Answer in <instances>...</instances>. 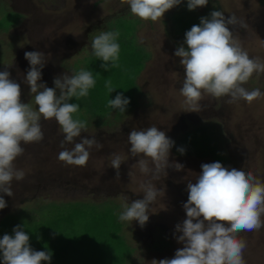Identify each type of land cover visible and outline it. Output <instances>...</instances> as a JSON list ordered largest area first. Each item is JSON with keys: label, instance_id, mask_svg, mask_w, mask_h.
I'll list each match as a JSON object with an SVG mask.
<instances>
[{"label": "rangeland", "instance_id": "1", "mask_svg": "<svg viewBox=\"0 0 264 264\" xmlns=\"http://www.w3.org/2000/svg\"><path fill=\"white\" fill-rule=\"evenodd\" d=\"M214 10L243 18L248 28L234 31L250 56L264 59V0H209L192 11L183 0L157 22L140 20L121 0H0V71L7 69L21 85V102L38 108L23 82L30 67L26 51L50 54L40 81L48 87H54L57 76L81 68L92 71L96 84L89 95L70 102L80 105L79 116L88 122L81 136L103 144L93 149L87 167L68 166L58 159L62 129L54 118H42L43 141L23 145L25 152L15 161L26 178L13 181L14 196L0 193L7 203L0 210V238L24 225L34 250L52 252L50 264H152L173 258L183 247L175 239V225L186 218L182 204L188 199L187 183L196 182L203 163L218 161L264 177V95L251 103L206 95L199 112L187 111L180 95L185 73L174 53L185 32ZM105 30L120 33L112 86L126 79L129 90L136 91L137 83L140 91L137 106L130 102L125 114L103 112L108 100L124 95L120 87L108 92V77L104 87L99 85L106 72L103 61L92 55L91 42ZM244 86L264 93V73H254ZM153 124L175 141L170 162L184 167L169 168L166 178L154 181L165 195L151 205L149 220L141 227L119 220L122 202L142 199L140 183L148 179L132 167L138 158L129 153L128 134ZM180 147L185 154L177 151ZM112 153L125 157L119 178L110 167ZM239 235L247 241L246 264H264V227Z\"/></svg>", "mask_w": 264, "mask_h": 264}, {"label": "clouds", "instance_id": "2", "mask_svg": "<svg viewBox=\"0 0 264 264\" xmlns=\"http://www.w3.org/2000/svg\"><path fill=\"white\" fill-rule=\"evenodd\" d=\"M183 0H121L127 4L132 15L142 21H159L170 9ZM209 0H187L192 11L207 6ZM223 10H214L209 16L201 17L198 25L185 32L183 44L174 55L180 58L185 79L180 89L187 111H201V101L206 95L214 98L229 97L228 103L245 100L248 103L264 93L259 88L249 90L244 85L254 73H264V59L250 56L234 29L248 28L247 22L235 13L226 17ZM229 26H232L231 28ZM118 30L101 31L93 37L91 53L103 61L101 68L109 71L118 66L120 44ZM186 45V47H185ZM29 69L24 83L34 94L32 103L21 102V85L11 78L5 69L0 71V193L14 196L13 181H23L27 173L15 166V161L25 152L23 145L39 143L44 139L41 119H55L64 134L58 159L68 166L87 167L93 149L103 147L95 137H82L88 122L79 116L80 105L70 102L87 97L96 84L93 72L81 68L73 74L57 76L54 87L41 83L42 69L50 54L42 51H26ZM108 92L114 91L111 80L105 82ZM130 99L123 93L108 101V107L125 114ZM79 138V142H77ZM129 153L136 159L133 168L148 177L140 183L142 199L130 204L122 202L119 213L121 222L136 221L143 227L149 220V209L164 189L154 181L166 178L167 169L176 171L183 165L169 160L175 141L156 125L133 128L128 134ZM71 145V147H68ZM185 154V149H177ZM125 157L112 153L110 167L116 170L117 178ZM196 182L189 181L186 191L187 202L182 204L186 218L175 225V236L182 248H178L171 259L153 260L152 264H246L244 257L247 241L241 232L258 231L264 227V177L252 171L226 167L220 162L203 163ZM131 176V171L129 172ZM7 207L0 195V210ZM24 225L13 228V234L0 238V260L2 264H42L51 262L52 252L37 251L31 247L30 236Z\"/></svg>", "mask_w": 264, "mask_h": 264}, {"label": "trees", "instance_id": "3", "mask_svg": "<svg viewBox=\"0 0 264 264\" xmlns=\"http://www.w3.org/2000/svg\"><path fill=\"white\" fill-rule=\"evenodd\" d=\"M119 14H123L122 12L121 13H119ZM140 43V42H139ZM142 44V43H141ZM143 45V44H142ZM150 56H151V54H150ZM106 72V74L104 75V77L102 78V80L99 82V85L100 86H102V87H104V81H103V79H105L106 77H108V79L109 80H111V79H113V76L112 75H115V73L114 72H112L111 71V69L109 70V71H105ZM95 75V74H94ZM128 83V81L126 80V79H124L123 81L121 80V83L120 84H118V86H114V88L116 89V88H118V87H120V89H118V90H123L124 91V96L126 97V98H129L130 99V102H131V104L134 102V106H133V108H135L136 106H137V104H138V100H137V96H138V94L140 93V91H139V88H138V84L136 83V91H134V90H132V89H130L129 90V88H131L130 86L131 85H128L127 84ZM123 93V92H122ZM106 97V96H105ZM104 97V98H105ZM107 99H109V98H107ZM109 101V100H108ZM108 107V106H107ZM132 108V109H133ZM111 109L108 107V109H103V112L105 113V112H108V111H110ZM108 216L111 218V222H110V224L111 225H113V224H115V222L113 223V221L115 220L114 219V213H111V214H108ZM120 260V259H119Z\"/></svg>", "mask_w": 264, "mask_h": 264}]
</instances>
